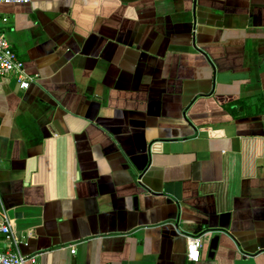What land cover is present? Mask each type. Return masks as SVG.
Returning <instances> with one entry per match:
<instances>
[{
    "label": "crops",
    "instance_id": "obj_1",
    "mask_svg": "<svg viewBox=\"0 0 264 264\" xmlns=\"http://www.w3.org/2000/svg\"><path fill=\"white\" fill-rule=\"evenodd\" d=\"M16 1L38 80L0 78V221L28 264H191L197 235V264H264V0Z\"/></svg>",
    "mask_w": 264,
    "mask_h": 264
},
{
    "label": "built area",
    "instance_id": "obj_2",
    "mask_svg": "<svg viewBox=\"0 0 264 264\" xmlns=\"http://www.w3.org/2000/svg\"><path fill=\"white\" fill-rule=\"evenodd\" d=\"M11 2V1H8ZM17 3H28L29 0H18ZM4 23L8 19L3 20ZM0 78H13L23 91L28 90L38 79L30 75L24 62L20 59L14 45L9 41L5 32L0 29ZM4 219V218H3ZM0 264H28L35 263V257H25L19 253V241L12 233V226L7 219L0 221ZM204 247L203 236L188 238L187 258L189 263L197 264L201 260ZM75 250L72 253L75 254Z\"/></svg>",
    "mask_w": 264,
    "mask_h": 264
},
{
    "label": "water",
    "instance_id": "obj_3",
    "mask_svg": "<svg viewBox=\"0 0 264 264\" xmlns=\"http://www.w3.org/2000/svg\"><path fill=\"white\" fill-rule=\"evenodd\" d=\"M220 243V236H215L210 244L208 257L214 259Z\"/></svg>",
    "mask_w": 264,
    "mask_h": 264
}]
</instances>
